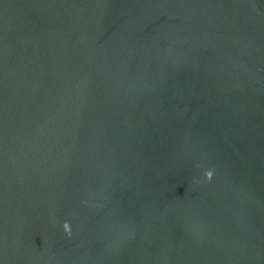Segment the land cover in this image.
<instances>
[{"label":"water","instance_id":"obj_1","mask_svg":"<svg viewBox=\"0 0 264 264\" xmlns=\"http://www.w3.org/2000/svg\"><path fill=\"white\" fill-rule=\"evenodd\" d=\"M0 264H264V0H0Z\"/></svg>","mask_w":264,"mask_h":264},{"label":"clouds","instance_id":"obj_2","mask_svg":"<svg viewBox=\"0 0 264 264\" xmlns=\"http://www.w3.org/2000/svg\"><path fill=\"white\" fill-rule=\"evenodd\" d=\"M212 175H213L212 171H207V172H205V174H204V176H205V180H207V181H211V179H212ZM63 231H64V233H65L66 235H68V236L70 237V235H71V233H70V226H69V224H68L67 222H65V223L63 224Z\"/></svg>","mask_w":264,"mask_h":264}]
</instances>
